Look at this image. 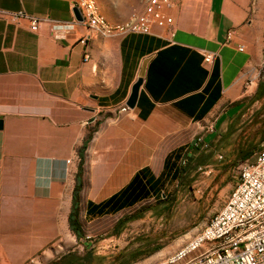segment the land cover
Here are the masks:
<instances>
[{
    "label": "crops",
    "instance_id": "obj_1",
    "mask_svg": "<svg viewBox=\"0 0 264 264\" xmlns=\"http://www.w3.org/2000/svg\"><path fill=\"white\" fill-rule=\"evenodd\" d=\"M116 3H98L108 22L128 17ZM72 9L70 0H0V264H72L69 253L96 237L116 244L123 213L139 203L134 176H159L187 137L212 135L264 60V0H176L171 36H88ZM19 11L40 18L38 28ZM138 79L134 106L119 112Z\"/></svg>",
    "mask_w": 264,
    "mask_h": 264
},
{
    "label": "rangeland",
    "instance_id": "obj_2",
    "mask_svg": "<svg viewBox=\"0 0 264 264\" xmlns=\"http://www.w3.org/2000/svg\"><path fill=\"white\" fill-rule=\"evenodd\" d=\"M99 2H117L129 16L139 0ZM263 88L264 60L246 77L244 96L231 117L222 126L218 122L208 137H204L205 127L193 139L186 138L190 145L182 153L181 178L164 184L162 200L150 198L124 212L117 243L99 245L96 237L91 248L69 253L72 264H131L151 254L153 248L169 245L176 249L199 230L223 206L235 185L238 164L251 159L264 142ZM203 137L202 143L197 141ZM132 255L136 256L133 261Z\"/></svg>",
    "mask_w": 264,
    "mask_h": 264
},
{
    "label": "built area",
    "instance_id": "obj_3",
    "mask_svg": "<svg viewBox=\"0 0 264 264\" xmlns=\"http://www.w3.org/2000/svg\"><path fill=\"white\" fill-rule=\"evenodd\" d=\"M70 1L80 10L88 36L154 34L156 30L173 33L170 9L176 0H139L140 10L114 23L106 20L97 0ZM12 16L26 19L31 30L40 23V18L24 12ZM213 59V53L203 57L205 62ZM126 109L122 106L119 112ZM236 177L223 206L175 251L154 264H264V142L251 159L238 164Z\"/></svg>",
    "mask_w": 264,
    "mask_h": 264
},
{
    "label": "trees",
    "instance_id": "obj_4",
    "mask_svg": "<svg viewBox=\"0 0 264 264\" xmlns=\"http://www.w3.org/2000/svg\"><path fill=\"white\" fill-rule=\"evenodd\" d=\"M259 91V87L257 88L255 94ZM260 93H264V88ZM184 147H180L174 152L170 153L164 162V168L163 171L160 173L159 176L154 177L148 173V170L142 169L134 176L131 183L128 185L130 186L131 191L135 196L137 197V201L141 202L144 200H147L153 198L155 200H162L163 193L162 188L164 184L168 182H174L181 178L182 175V167L181 164H183V153ZM81 162L78 165V170L75 176V186L72 193V208L69 215V222L70 227L76 233V235L79 234V226H78V199H79V192L81 188V173H82V166ZM132 217V216H130ZM129 217V218H130ZM158 248H153L151 250V253L156 251ZM136 256L132 255L130 260H135ZM126 262H123L122 264H125Z\"/></svg>",
    "mask_w": 264,
    "mask_h": 264
},
{
    "label": "water",
    "instance_id": "obj_5",
    "mask_svg": "<svg viewBox=\"0 0 264 264\" xmlns=\"http://www.w3.org/2000/svg\"><path fill=\"white\" fill-rule=\"evenodd\" d=\"M73 12V16L75 18L76 21L82 22L83 21V17L81 15L80 10L77 7H73L72 9ZM141 84V79H138L132 86L131 89V93L126 101V106L131 108L134 106L135 101H136V97H137V92H138V88Z\"/></svg>",
    "mask_w": 264,
    "mask_h": 264
}]
</instances>
